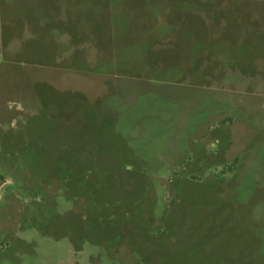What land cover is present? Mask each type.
Here are the masks:
<instances>
[{
	"label": "rangeland",
	"instance_id": "obj_1",
	"mask_svg": "<svg viewBox=\"0 0 264 264\" xmlns=\"http://www.w3.org/2000/svg\"><path fill=\"white\" fill-rule=\"evenodd\" d=\"M0 264H264V0H0Z\"/></svg>",
	"mask_w": 264,
	"mask_h": 264
},
{
	"label": "water",
	"instance_id": "obj_2",
	"mask_svg": "<svg viewBox=\"0 0 264 264\" xmlns=\"http://www.w3.org/2000/svg\"><path fill=\"white\" fill-rule=\"evenodd\" d=\"M5 183H6V181L3 180L2 178H0V186H2V185L5 184Z\"/></svg>",
	"mask_w": 264,
	"mask_h": 264
}]
</instances>
